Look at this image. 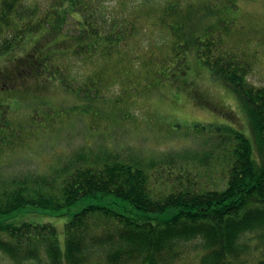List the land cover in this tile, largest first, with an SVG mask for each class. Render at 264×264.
Returning a JSON list of instances; mask_svg holds the SVG:
<instances>
[{
	"label": "trees",
	"instance_id": "obj_1",
	"mask_svg": "<svg viewBox=\"0 0 264 264\" xmlns=\"http://www.w3.org/2000/svg\"><path fill=\"white\" fill-rule=\"evenodd\" d=\"M250 2L0 0V55L39 33L47 44L39 61L0 70L10 84L11 75L34 71L35 89L58 83L87 101L82 111L94 123L121 124L134 119L131 106L121 96L108 101L106 89L148 96L186 75L193 54L244 102L255 142L231 126H195L218 138L219 149L231 144L213 183L203 182L189 152L168 154L164 172L105 151L76 153L50 176L0 178V215L60 212L97 194L122 202L77 214L66 225L64 253L51 225L0 224L9 264H264V87L250 81L264 51V11L247 10ZM76 62L95 69L80 77ZM59 121L41 120L30 134ZM10 145L0 142V153Z\"/></svg>",
	"mask_w": 264,
	"mask_h": 264
},
{
	"label": "rangeland",
	"instance_id": "obj_2",
	"mask_svg": "<svg viewBox=\"0 0 264 264\" xmlns=\"http://www.w3.org/2000/svg\"><path fill=\"white\" fill-rule=\"evenodd\" d=\"M244 7L252 12H263L264 2L254 0ZM42 35L35 34L27 38L19 49L0 55V70L8 66L12 70L30 56L37 61L43 58L47 44H39ZM259 59L250 81L264 87V51ZM75 67L80 77L90 75L95 69L79 62ZM33 72L11 75V84L0 75V142L5 144L11 139V145L0 153L1 179L12 180L30 173L50 176L76 153L87 152L93 157H102L105 151L136 159L164 172L168 170L164 163L168 154L189 152L193 157L190 158L191 163L198 165L203 182L213 183V177H218L221 171L222 152L230 149L231 144L226 141L219 149L218 138L195 132V126H231L255 143L253 120L244 102L220 79L213 77L193 54L189 57L186 75L164 82L148 96H138L133 88L129 95H125L120 86L106 89L104 95L108 101L121 96L123 104L131 106L134 119L121 124H111L106 120L94 123L93 115L82 111L87 101L58 83L35 89L39 79ZM25 84L33 86V90ZM59 118L63 121L57 122L53 129L37 128L30 134V125L34 128L41 120ZM19 132L25 136L19 138ZM157 175H161L160 172ZM165 175L166 172L162 174ZM91 205L121 206L122 202L111 195L97 194L85 197L60 212L22 210L0 215V224L51 225L57 230L64 253L66 225ZM0 264H9L2 253Z\"/></svg>",
	"mask_w": 264,
	"mask_h": 264
}]
</instances>
